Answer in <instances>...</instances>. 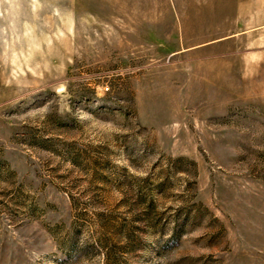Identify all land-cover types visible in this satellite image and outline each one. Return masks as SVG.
Listing matches in <instances>:
<instances>
[{
    "label": "rangeland",
    "instance_id": "374dc122",
    "mask_svg": "<svg viewBox=\"0 0 264 264\" xmlns=\"http://www.w3.org/2000/svg\"><path fill=\"white\" fill-rule=\"evenodd\" d=\"M0 264H264V0H0Z\"/></svg>",
    "mask_w": 264,
    "mask_h": 264
}]
</instances>
